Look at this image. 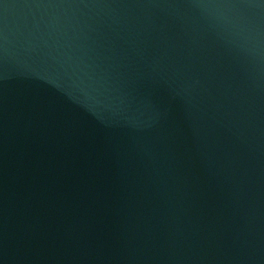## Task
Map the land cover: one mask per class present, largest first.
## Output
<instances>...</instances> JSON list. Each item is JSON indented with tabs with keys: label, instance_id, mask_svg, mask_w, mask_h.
<instances>
[{
	"label": "water",
	"instance_id": "obj_1",
	"mask_svg": "<svg viewBox=\"0 0 264 264\" xmlns=\"http://www.w3.org/2000/svg\"><path fill=\"white\" fill-rule=\"evenodd\" d=\"M0 264H264V0H0Z\"/></svg>",
	"mask_w": 264,
	"mask_h": 264
}]
</instances>
